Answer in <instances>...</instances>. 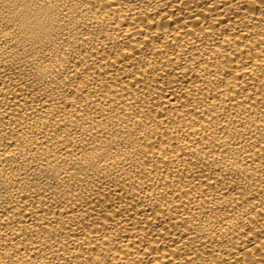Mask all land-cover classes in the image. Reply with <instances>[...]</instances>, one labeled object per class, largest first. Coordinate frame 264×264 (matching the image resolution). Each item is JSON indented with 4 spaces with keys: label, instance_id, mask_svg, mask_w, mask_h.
Wrapping results in <instances>:
<instances>
[{
    "label": "bare ground",
    "instance_id": "obj_1",
    "mask_svg": "<svg viewBox=\"0 0 264 264\" xmlns=\"http://www.w3.org/2000/svg\"><path fill=\"white\" fill-rule=\"evenodd\" d=\"M0 264H264V0H0Z\"/></svg>",
    "mask_w": 264,
    "mask_h": 264
}]
</instances>
